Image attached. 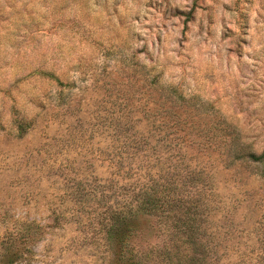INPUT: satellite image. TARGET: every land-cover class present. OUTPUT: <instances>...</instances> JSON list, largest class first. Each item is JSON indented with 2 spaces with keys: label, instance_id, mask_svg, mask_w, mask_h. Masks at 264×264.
Listing matches in <instances>:
<instances>
[{
  "label": "rangeland",
  "instance_id": "1",
  "mask_svg": "<svg viewBox=\"0 0 264 264\" xmlns=\"http://www.w3.org/2000/svg\"><path fill=\"white\" fill-rule=\"evenodd\" d=\"M134 56L147 69L157 63L158 85L185 89L193 133L240 132L264 150V0H0V264H111L105 234L89 216L97 200L74 221L68 186L73 177L98 183L109 175L100 153L118 128L103 117L116 118L120 102L160 97V86L141 87L147 70L130 64ZM45 70L72 84L59 86ZM20 122L31 123L21 137ZM217 139L221 145L205 151L234 217L222 230L236 253L264 226V174L232 163L228 142ZM26 221L47 226L41 239L27 242L34 229Z\"/></svg>",
  "mask_w": 264,
  "mask_h": 264
},
{
  "label": "trees",
  "instance_id": "2",
  "mask_svg": "<svg viewBox=\"0 0 264 264\" xmlns=\"http://www.w3.org/2000/svg\"><path fill=\"white\" fill-rule=\"evenodd\" d=\"M129 61L134 66L140 64L135 56ZM156 64L153 61L151 69L145 68L146 64L139 66L147 70L141 76V87L160 86V97L143 105L120 102L116 118L103 117L105 123L109 121L113 126L115 122L118 128L110 146L100 153L109 175L100 176L98 183L89 174L71 178V183L77 180L68 186L74 221H81L84 204L97 200L89 216L105 234L111 264H264V226H256L257 242L245 249L232 253V246L226 243L227 232L222 228L231 226L234 217L217 191L212 154L205 149L212 148L211 143L220 146V136L222 143L228 142L225 152L229 149L227 156L232 163L254 165L257 173L263 174L264 150L259 153L243 142L240 132L218 136L211 128H203L193 133L190 126L194 128L196 124L188 114V108L193 106L188 94L175 82L158 85ZM43 72L61 87L72 84L64 81L63 77H68L64 72ZM141 87L135 91L138 93ZM59 96L63 103V93ZM129 105L136 114L125 112ZM194 105L198 107L197 103ZM30 127L31 123L20 122L17 135H25ZM116 141L119 145H115ZM214 151L217 149L213 147ZM94 163L86 161V169L95 171ZM78 168L83 170L82 165ZM133 176L135 180L131 181ZM261 217L257 221L261 222ZM24 223L29 230L34 229L32 238L27 240L31 243L41 239L47 228L35 221ZM146 225L150 232L146 233ZM156 237L160 239L154 242L152 238ZM14 262L7 259L3 264Z\"/></svg>",
  "mask_w": 264,
  "mask_h": 264
}]
</instances>
